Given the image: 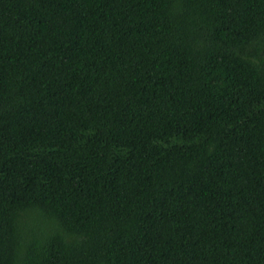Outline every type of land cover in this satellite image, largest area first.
<instances>
[{
	"label": "trees",
	"instance_id": "16d2710c",
	"mask_svg": "<svg viewBox=\"0 0 264 264\" xmlns=\"http://www.w3.org/2000/svg\"><path fill=\"white\" fill-rule=\"evenodd\" d=\"M0 264H264V0H0Z\"/></svg>",
	"mask_w": 264,
	"mask_h": 264
}]
</instances>
